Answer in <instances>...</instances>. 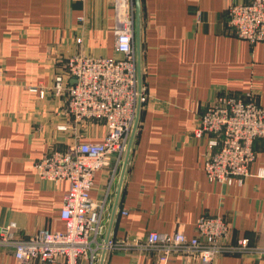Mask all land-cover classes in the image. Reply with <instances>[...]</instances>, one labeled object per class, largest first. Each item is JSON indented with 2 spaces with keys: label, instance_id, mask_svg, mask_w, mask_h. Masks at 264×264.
Instances as JSON below:
<instances>
[{
  "label": "crops",
  "instance_id": "1",
  "mask_svg": "<svg viewBox=\"0 0 264 264\" xmlns=\"http://www.w3.org/2000/svg\"><path fill=\"white\" fill-rule=\"evenodd\" d=\"M250 1L142 0L144 103L113 240L176 231L192 237L208 214L225 218L233 241L264 248V178L257 175L264 138L254 142L251 176L227 186L208 181L206 139L195 135L207 106L224 94L264 107V42L251 44L228 26L229 5ZM113 27V0H0V229L16 224L20 238L65 231L60 213L69 184L40 180L35 163L51 150L102 142L107 128L75 124L65 97L40 99L26 87L50 88L74 55L119 57ZM121 168L115 161L97 172L90 193L107 202L106 231ZM0 264H18L12 246H0ZM105 264L191 263L132 249L108 253ZM214 264H264V256L224 255Z\"/></svg>",
  "mask_w": 264,
  "mask_h": 264
},
{
  "label": "built area",
  "instance_id": "2",
  "mask_svg": "<svg viewBox=\"0 0 264 264\" xmlns=\"http://www.w3.org/2000/svg\"><path fill=\"white\" fill-rule=\"evenodd\" d=\"M113 6L119 57L74 55L64 59L65 71L55 76L50 88L26 87L40 99L49 94L65 97L67 114L75 124L103 122L107 133L102 142H81L65 151L51 150L36 161L40 180L69 184L60 213L65 231L44 229L20 238L15 234L16 224L2 227L0 246H12L18 264L99 263L107 226V202H95L90 193L97 172L115 161L117 167L123 162L138 96L135 1L113 0ZM227 14L232 35L251 44L264 42V0L233 3ZM77 41L81 43V39ZM195 135L206 139L204 171L208 181L227 186L237 182L242 186L251 176L257 158L254 142L264 138V107L254 97L224 94L207 106ZM257 175L264 178V168L258 169ZM107 248L108 253L137 249L156 254L164 263L173 257H182L191 264H214L224 255L251 252L264 256V248L252 246L246 238L233 241L225 218L208 214L197 220L192 237L182 231L151 232L132 242L112 239Z\"/></svg>",
  "mask_w": 264,
  "mask_h": 264
},
{
  "label": "water",
  "instance_id": "3",
  "mask_svg": "<svg viewBox=\"0 0 264 264\" xmlns=\"http://www.w3.org/2000/svg\"><path fill=\"white\" fill-rule=\"evenodd\" d=\"M135 1V49H136V63H137V104H136V116L133 124L132 131L127 144V149L124 154L121 173L118 181V187L116 192L115 201L111 211V215L108 222V227L104 239V248L101 252V256L98 264H105L106 257L108 255V243L112 240V232L114 224L117 218L118 209L120 205L122 189L124 185V179L129 166L134 142L138 133L140 119L143 108V96H144V76H143V10L142 0Z\"/></svg>",
  "mask_w": 264,
  "mask_h": 264
}]
</instances>
